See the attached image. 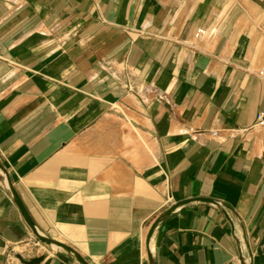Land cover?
Here are the masks:
<instances>
[{
	"label": "crops",
	"instance_id": "crops-1",
	"mask_svg": "<svg viewBox=\"0 0 264 264\" xmlns=\"http://www.w3.org/2000/svg\"><path fill=\"white\" fill-rule=\"evenodd\" d=\"M261 113L264 0H0V264H264Z\"/></svg>",
	"mask_w": 264,
	"mask_h": 264
},
{
	"label": "water",
	"instance_id": "water-1",
	"mask_svg": "<svg viewBox=\"0 0 264 264\" xmlns=\"http://www.w3.org/2000/svg\"><path fill=\"white\" fill-rule=\"evenodd\" d=\"M0 183L2 184V186L4 187V189L7 191V193L10 195V197L13 199L14 203L16 204V206L18 207L20 213L22 214L25 222L27 223V225L29 226V228L31 229L32 233L34 234V236L43 244L46 245H54L60 248H64L65 246H63L62 244L58 243V242H54L51 241L43 236L40 235V233L38 232V230L35 227L34 222L32 221L31 217L29 216L22 200L20 199L18 193L16 192V190L14 189L12 182L8 176V174L6 173V171L4 170V168L0 165ZM189 202H185L182 204H179L177 206H175L174 208H172L169 212H167L165 215H163L158 222L153 226L152 230H151V235L153 234L154 230L156 229V227L158 226V224L168 215H170L173 211H175L176 209H178L181 205H185ZM216 206L221 207L220 204L216 203ZM69 250V249H68ZM79 262L81 264H87L85 261L83 260H79ZM35 264V263H33ZM243 264H246V262L244 261Z\"/></svg>",
	"mask_w": 264,
	"mask_h": 264
},
{
	"label": "built area",
	"instance_id": "built-area-1",
	"mask_svg": "<svg viewBox=\"0 0 264 264\" xmlns=\"http://www.w3.org/2000/svg\"><path fill=\"white\" fill-rule=\"evenodd\" d=\"M200 35H205V32L200 30L197 34V37H199ZM256 126L258 128L264 129V113H261L258 118H257V123ZM25 264H32V263H25Z\"/></svg>",
	"mask_w": 264,
	"mask_h": 264
}]
</instances>
